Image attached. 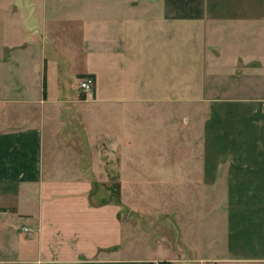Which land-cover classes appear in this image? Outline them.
Listing matches in <instances>:
<instances>
[{"label": "crops", "instance_id": "0c3cea01", "mask_svg": "<svg viewBox=\"0 0 264 264\" xmlns=\"http://www.w3.org/2000/svg\"><path fill=\"white\" fill-rule=\"evenodd\" d=\"M157 263L264 264V0H0V264Z\"/></svg>", "mask_w": 264, "mask_h": 264}, {"label": "rangeland", "instance_id": "374dc122", "mask_svg": "<svg viewBox=\"0 0 264 264\" xmlns=\"http://www.w3.org/2000/svg\"><path fill=\"white\" fill-rule=\"evenodd\" d=\"M194 32H196L197 34L196 35H193L192 38L193 39L196 38L197 41H198V43L201 44L202 43L203 34H204L203 31L202 30H198V31H194ZM187 33H188V31L182 30V38H181V53H182V55H184V53L186 54L187 53V50H188V45H187V43H188V34ZM198 48H199V46H198ZM199 49H201V46H200ZM185 63H187V62L185 61ZM181 64H182V62H181ZM82 77H83V75H80L77 78H75L74 81H76V83H78L79 80L82 79ZM183 80L184 79H181V83L183 82ZM212 81L213 82H216V81H218V79H212ZM92 91L93 90H91L89 92H83V91H80V89H79V91L77 90V93H75L74 96H76V94H77V97L79 98V100H84L82 98L86 94L91 93ZM51 96L54 98V97H56V94H51ZM153 118L154 117H151V115L148 116V124L149 125L152 123V119ZM152 127L155 128V126H152ZM148 129H149V127H148ZM149 135L151 136V138L147 141V143H144L143 150H147V151L150 152V154H152L151 155V158H149V160H151L150 162H151V168H152V170L150 171V173H145L143 171L142 174L141 173H132V171H130V174H131V176L133 178H136V177H144V180H146V181L149 180V179H146V177H148V176L157 177V173H156L157 170H156V168H157V161L158 160H157V157H155V156H156V153L158 152V149L160 147V143H158L156 141L157 140V137H158V133H157L156 129H150V130H148V136ZM145 144H146V147H145ZM103 160L105 162H107V156H104L103 157ZM116 176L117 175L114 174V175H110V179L107 178L106 183H110V184L105 185V189L104 190L102 189V190L99 191L101 193L103 192V194L101 195V197L99 199L107 198V196H105V194L106 195H109L111 193H112V195L114 196L115 199H118L119 198V191L117 189V180H116V182H113L114 179H116Z\"/></svg>", "mask_w": 264, "mask_h": 264}, {"label": "built area", "instance_id": "2783aa9c", "mask_svg": "<svg viewBox=\"0 0 264 264\" xmlns=\"http://www.w3.org/2000/svg\"><path fill=\"white\" fill-rule=\"evenodd\" d=\"M95 80L92 77L82 78L78 82V87L80 91L89 92L93 89ZM157 264H166V263H157Z\"/></svg>", "mask_w": 264, "mask_h": 264}]
</instances>
